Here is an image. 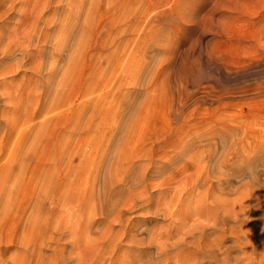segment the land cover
I'll return each instance as SVG.
<instances>
[{
    "label": "rangeland",
    "instance_id": "rangeland-1",
    "mask_svg": "<svg viewBox=\"0 0 264 264\" xmlns=\"http://www.w3.org/2000/svg\"><path fill=\"white\" fill-rule=\"evenodd\" d=\"M53 2L50 12L59 13ZM62 15L70 33L71 81L49 102V114L35 117L24 139L0 124V242L10 246L20 225L28 232L30 216L37 217L44 236L57 224L83 225L87 217L108 225L94 214L102 182L108 185L111 224L138 231L136 238L166 236L170 223L181 219L154 212L171 205L169 196L179 187L186 191L196 159L215 171L220 149L226 148L240 152L236 164L244 170L226 185L233 198L224 197H237L242 207L233 200L224 211L215 213L213 206L209 211L225 219L224 228L241 226L260 246L264 0H65ZM25 76L34 79L28 72L16 80ZM34 104L40 108L47 101ZM218 183L211 179L213 187ZM226 233L223 241L232 245ZM39 238L24 240L36 247ZM126 238L118 233L121 251L134 250ZM60 247L46 241L42 252L50 255ZM17 252L26 254L22 248Z\"/></svg>",
    "mask_w": 264,
    "mask_h": 264
},
{
    "label": "bare ground",
    "instance_id": "bare-ground-1",
    "mask_svg": "<svg viewBox=\"0 0 264 264\" xmlns=\"http://www.w3.org/2000/svg\"><path fill=\"white\" fill-rule=\"evenodd\" d=\"M53 1L59 6V13L50 12ZM64 2L65 0H0V102H2L0 103V119H4L0 124L8 125L11 129L9 135L14 134L19 141L31 130H34L35 117L49 114L51 109V106L48 105L49 102H55L56 97L63 93L66 83L71 81V78L68 80V71L70 70L66 63L69 56L66 57V52L70 33L68 34L67 29H65L66 25L62 15ZM75 37H77L76 34ZM71 49L73 48L71 47ZM76 52L74 55L80 53ZM78 56L81 55L78 54ZM70 69L72 68L70 67ZM28 72L34 79L30 80L28 76H25L24 79L16 80L20 73L27 75ZM46 101L47 106L43 105L40 108L34 104V102L45 103ZM254 149L252 148L250 152L254 153L256 151ZM239 153L226 148L223 151L220 149L218 163H216V167L214 165L215 171L209 170L206 160H202V157V159H196V163L193 165L194 175L190 180H186L189 181V187L186 185L188 187L186 191L184 189L185 192L181 193L183 187H179V190L176 191L172 189L174 192L169 196L171 205L167 203L164 210L154 212L158 214L164 211L167 215H172L173 218L181 219L177 223H170L169 227L172 228V231L166 236L157 237L161 232H152L147 237L136 238L138 231L111 224L108 221L111 217L107 214L110 205L105 199L108 185L101 181L103 184H100L102 186L97 194V209L94 214L106 219L109 226L93 224L87 217L83 225L57 224L50 229L48 236H44L45 230L38 224L37 217L30 216L29 224L27 223L28 232L24 226L20 225L11 233L10 246L0 242V264H264V241L260 246H256L257 241L254 243L252 238L249 239L248 233L241 231L244 230L241 226H239L241 230L238 225L224 228L225 219L215 214L217 210L224 211L231 201L234 200V204L240 201L237 197L233 200L228 199L229 201L225 198L231 193L227 194L228 189H226L229 179H233L232 175H239L244 170L237 167L236 164L240 162ZM208 157L210 156L208 155ZM242 160L244 159L242 158ZM245 160L243 162H246ZM244 165L241 164V166ZM262 171L264 172V170ZM252 174L256 175L253 171ZM214 178L219 182L216 188L211 184V179ZM255 182L253 183L255 184ZM238 184L236 186L240 185ZM51 187L52 184L50 189ZM56 188L54 187V189ZM243 190L246 191L245 188ZM50 192L48 190L47 193ZM56 192L59 191L56 190ZM178 194L179 196H177ZM224 195L226 196L224 197ZM253 195L258 196L255 191ZM231 197L233 198V196ZM162 200L161 202H163ZM175 203H179L181 206L175 205ZM245 203H248V200ZM239 205H235L238 206L237 209L242 207ZM174 207L179 208L174 209ZM210 207L215 209L213 210L215 213L209 211ZM239 219L236 217L234 220ZM226 232L229 236H233L232 245H226L223 241ZM118 233L127 236V244L134 247V250L121 251L120 240L117 239ZM26 236L40 237L37 240V243L40 241L39 244L36 247H31L32 244L29 245L31 241L24 240ZM171 238L173 240H170ZM46 241L61 247L59 249L53 248L50 255H44L42 251ZM19 248H22L26 254L17 252Z\"/></svg>",
    "mask_w": 264,
    "mask_h": 264
}]
</instances>
